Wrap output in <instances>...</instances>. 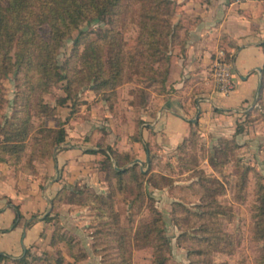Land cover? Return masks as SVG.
<instances>
[{"label": "rangeland", "instance_id": "1", "mask_svg": "<svg viewBox=\"0 0 264 264\" xmlns=\"http://www.w3.org/2000/svg\"><path fill=\"white\" fill-rule=\"evenodd\" d=\"M2 2L7 3V0ZM180 10L178 3L176 14ZM137 15L138 2L131 0L125 19L122 17L117 21L127 52L134 50L140 31ZM175 15L172 21L178 26L170 47L171 56L174 44L183 45L184 41L178 30L182 24L175 20ZM108 22V19L97 17L84 20L64 39L58 52V62L67 71L64 79L39 83L27 67L0 76V141L8 136L5 131L1 132L4 125L22 128L26 122V126H30L19 159L12 158L9 151H0V157L5 158H0L6 168L2 170L17 188L13 200L23 212L19 221H23L25 228L30 222H44L40 233L33 231L27 244L16 253H9L11 256L0 260V264H108L117 257L114 234L102 229L104 220L115 217L110 215L107 204L98 203L93 196L95 192L107 194L110 190V181L102 168L104 155L88 150L104 148L112 155L110 147L116 146L125 154L129 142L138 136L141 126L148 120L144 109L152 108L153 96L166 95L175 88L167 81L163 85L138 74L132 80L125 79L106 88H97L93 79H81L77 69L83 66L81 54L85 43H77L75 38L82 28L95 32L109 26ZM40 32L49 37L48 26H41ZM227 58L231 60L232 57ZM262 79L263 75L261 87ZM261 87L226 134L203 133L199 125H194L177 147L165 150L158 144L151 147L152 170L167 175L164 181L171 180L161 188L148 185L172 241L166 264H189L188 244L184 246L177 242L180 229L172 220V203L182 200L193 207L200 201L197 180L202 172L216 176L224 183L225 192L218 195V199L229 204L233 211L232 216L220 218L224 228L233 235V249L214 251L213 264H264V244L254 235V206L259 201L257 183H264V88L261 90ZM61 127L66 130L65 140L58 143L55 137ZM8 132L14 131L11 128ZM84 152L86 155L79 159L80 166L74 163L69 168L56 163L58 155L77 157ZM134 152L142 153L143 166L149 169L144 144ZM211 157L216 160V165L211 162ZM81 165L85 167L83 176L77 175ZM244 169L248 181L239 195L237 183ZM53 183L55 185L51 187ZM111 183L116 190L114 207L119 214L121 232L126 229L129 232L140 221L151 219L148 207L141 208L142 202L134 199L137 189L132 190L131 182L121 188L113 177ZM56 186L62 191L53 203ZM72 192L76 193L78 201H68ZM4 199L5 202L12 201L8 195ZM82 254L85 256L77 259ZM132 256L133 264H151L153 248L135 246ZM206 260L200 264H208Z\"/></svg>", "mask_w": 264, "mask_h": 264}, {"label": "trees", "instance_id": "2", "mask_svg": "<svg viewBox=\"0 0 264 264\" xmlns=\"http://www.w3.org/2000/svg\"><path fill=\"white\" fill-rule=\"evenodd\" d=\"M130 1L7 0V3H3L0 0V76L7 74L8 71H20L27 67L36 75L39 83L46 84L66 78L67 71L64 65L58 62L59 48L64 39L84 20L97 17L100 20L108 19L109 26L100 27L95 32L82 28L75 38L77 43L81 41L85 43L81 54L83 66L77 69L81 79H93L97 88H106L119 84L125 79L132 80L134 75L138 74L147 77L150 81L165 85L169 76L170 47L177 34L178 24L172 21V17L177 12L178 3L176 0H135L138 2L137 22L140 31L134 50L127 52L117 21L122 17L123 20L125 19ZM44 25L49 27V37H44L40 32V27ZM262 45L264 46V42ZM262 75L261 90L264 88V64ZM25 120L28 121V118ZM24 124L22 128L13 125L2 127L1 132L5 131L8 136L0 141L1 152L9 151L12 158L19 159V151L24 148V141L30 131V126L27 127L26 122ZM193 126L194 124L192 128ZM11 128L14 132L9 133ZM57 132L55 140L58 143L64 141L66 130L61 127ZM135 139L141 140L140 134ZM144 146L149 151L152 162L149 142L144 143ZM110 151L112 155L104 148L88 150V152L103 153L102 168L106 171L107 180L110 181L109 193L95 192L93 195L98 203L102 201L107 204L106 208L110 215L115 217L114 220L112 218L102 222V229L114 234L118 248L117 257L108 264H133L132 248L135 246L152 247L151 264H166L172 251V241L165 231L161 210L155 204L154 194L148 185L161 188L170 184L171 180L164 181L168 176L152 170L151 164L146 171L142 170L138 162L127 165L133 159V156L127 152L124 154L111 147ZM210 160L216 165L213 157ZM113 177L117 179V184L121 188L131 182L134 185L132 190L137 189L134 199H139L142 202L140 207L147 206L152 213L151 219L140 221L129 232L127 229L126 232L120 231L122 227L119 214L114 207L116 190L111 183ZM247 181L248 174L244 169L237 183L239 195H242ZM197 183L200 201L190 207L182 200H174L172 220L180 229L177 234L178 244L184 246L188 244L189 264L205 263V258L208 264H213L211 256L214 251L233 249V235L224 228L220 219L221 216H232L233 211L229 204H224L218 199V195L225 192V185L218 177L202 172ZM61 191L62 189L58 190L54 195L53 203L56 202ZM256 192L259 201L254 206V235L264 244L263 182L258 181ZM72 193L68 201H78L76 193ZM14 207L18 218L22 212L18 204ZM10 256L9 253L0 251V260ZM84 256L85 254H82L77 259ZM262 258L264 262V254ZM22 259L23 257L20 260Z\"/></svg>", "mask_w": 264, "mask_h": 264}, {"label": "crops", "instance_id": "3", "mask_svg": "<svg viewBox=\"0 0 264 264\" xmlns=\"http://www.w3.org/2000/svg\"><path fill=\"white\" fill-rule=\"evenodd\" d=\"M177 2L181 10L175 20L182 24L178 30L184 41L183 45L174 44L167 80L175 89L166 95L153 96L152 108L144 109L148 120L140 128L141 140L128 141L130 146L126 148L133 156L132 161L144 159L142 153L134 150L146 142L150 147L158 144L164 150L177 147L189 135L193 124L199 125L203 133L226 134L233 129L243 107L251 103L259 91L262 70L258 68L264 64V0ZM220 51L232 57L236 88L229 94L219 92L212 78V64ZM145 152L150 164L149 151L145 149ZM85 155V152L77 157L58 155L56 163L69 168L74 163L80 166L79 159ZM4 165L0 161V251L16 253L32 238L33 231L41 232L44 222H30L25 228L23 221H19L21 216L16 218L13 199L17 188L2 170H6ZM81 167L77 175L83 176L85 167ZM58 189L56 186L53 194ZM6 195L12 201L5 202Z\"/></svg>", "mask_w": 264, "mask_h": 264}, {"label": "built area", "instance_id": "4", "mask_svg": "<svg viewBox=\"0 0 264 264\" xmlns=\"http://www.w3.org/2000/svg\"><path fill=\"white\" fill-rule=\"evenodd\" d=\"M233 2H243L251 0H232ZM257 1V0H255ZM212 74L216 89L223 93L229 94L236 88L235 73L231 60L227 58L224 51H220L212 64Z\"/></svg>", "mask_w": 264, "mask_h": 264}, {"label": "water", "instance_id": "5", "mask_svg": "<svg viewBox=\"0 0 264 264\" xmlns=\"http://www.w3.org/2000/svg\"><path fill=\"white\" fill-rule=\"evenodd\" d=\"M258 69H259V70H262L261 67H259ZM260 87H261V82H260V84H259V90H260ZM147 151H148V150H147ZM135 162H140V165H141L142 170H143V171H146V169H145L144 166H143V161H142L140 158H135V159L132 161V163H135ZM147 164H148V163H147ZM148 165H149V164H148ZM116 167L119 168L117 165H116Z\"/></svg>", "mask_w": 264, "mask_h": 264}]
</instances>
